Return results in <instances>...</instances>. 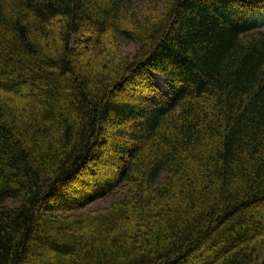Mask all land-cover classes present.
I'll list each match as a JSON object with an SVG mask.
<instances>
[{
    "label": "trees",
    "instance_id": "trees-1",
    "mask_svg": "<svg viewBox=\"0 0 264 264\" xmlns=\"http://www.w3.org/2000/svg\"><path fill=\"white\" fill-rule=\"evenodd\" d=\"M263 11L0 0V264H264Z\"/></svg>",
    "mask_w": 264,
    "mask_h": 264
},
{
    "label": "rangeland",
    "instance_id": "rangeland-1",
    "mask_svg": "<svg viewBox=\"0 0 264 264\" xmlns=\"http://www.w3.org/2000/svg\"><path fill=\"white\" fill-rule=\"evenodd\" d=\"M259 22H262L264 24V12L261 15V17L259 18ZM123 49H124V52L127 54L130 52H134L136 50V46L132 45L130 43H124ZM151 78H152V84H153L154 88L157 89L163 96H166L168 94V92L166 90L165 80L163 79V77L152 74ZM109 203H110V200H108V199L98 200L96 202L89 204L84 210L87 211V210L96 209L99 207L103 208V207H106Z\"/></svg>",
    "mask_w": 264,
    "mask_h": 264
}]
</instances>
